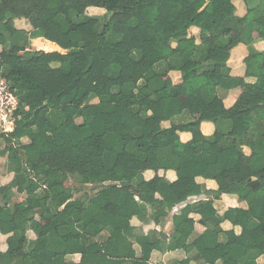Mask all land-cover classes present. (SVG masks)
I'll return each mask as SVG.
<instances>
[{"label": "trees", "instance_id": "16d2710c", "mask_svg": "<svg viewBox=\"0 0 264 264\" xmlns=\"http://www.w3.org/2000/svg\"><path fill=\"white\" fill-rule=\"evenodd\" d=\"M94 9L104 13H88ZM263 25L264 0H0V74L18 99L12 132H0L11 184L0 191V234L7 236L0 264H69L75 254L79 264H149L153 250H174L179 240L199 264H257L264 256V55L251 45ZM227 30L258 65L254 105L240 94L223 105L246 86L230 74ZM37 38L66 53L34 50ZM172 73L180 81L166 84ZM216 101L220 108L209 111ZM196 107L219 139L202 133L191 116ZM76 120L74 132L64 130ZM152 151L155 173L217 185L207 191L195 182L189 195L205 197L172 216L168 246L130 224L148 220V208H173L145 183ZM124 193L136 207L124 203ZM222 195L246 208L219 215L213 202ZM176 199L187 196L177 191ZM43 220L51 224L45 235ZM223 221L240 234L223 231ZM196 223L215 236L191 243Z\"/></svg>", "mask_w": 264, "mask_h": 264}, {"label": "crops", "instance_id": "0c3cea01", "mask_svg": "<svg viewBox=\"0 0 264 264\" xmlns=\"http://www.w3.org/2000/svg\"><path fill=\"white\" fill-rule=\"evenodd\" d=\"M221 1V0H217ZM238 13L241 18L244 17L245 12L242 8V6L238 5ZM22 27L26 28V25L22 24ZM192 32L196 33L198 30L196 28L192 29ZM209 42L211 45L214 44L215 37L214 35L207 33L206 34ZM226 36L230 38V43L226 50L229 52V59H228V67L230 69V74L236 78L241 79L244 81L246 86L240 88L238 91L235 92H229L223 99V105L226 108L231 107L234 102L236 101L237 95H242L244 102L248 105H254L258 102V95L256 91L251 87L255 83H259L261 80L259 79V69L258 65L254 59L249 54V51L246 46L242 45L239 42V34L235 31L227 30ZM252 38L254 39V42L252 43L251 47L255 52H258L260 54L264 55V25L260 26L258 29L252 32ZM39 46L40 48H43L41 50L45 52H52L55 50H60L57 46L54 44L42 39L37 38L33 39L31 41V46ZM55 46V47H54ZM62 51V50H61ZM168 84H175L180 81L179 74L172 73L169 75L168 78ZM237 94V95H236ZM220 108V103L218 101L214 102L208 107V110L211 112H215ZM191 116L200 122L201 131L206 136H212L214 135L217 139H219L218 134L214 133V127L210 122L206 121V111L201 107H196L191 111ZM189 140V136L187 134H180V141L187 142ZM246 154H248V151L245 150ZM148 164H146L147 170L143 174L145 183L149 189H155L157 192V197L165 200L167 202H170L173 204V208L171 212L164 211L161 212V214H157L155 209L148 208L149 213V219L145 222L140 221L137 218H133L130 221L131 226L135 229V234H143L146 235L149 232H156L159 235L162 236V239H166L167 246L169 245L170 240V232H171V225H172V216L176 214L179 210H181L183 207L186 206L187 203H192L197 199H204L205 196H199L194 197L190 196L189 194L194 190L195 182L198 184H201L205 187L207 191H216L217 185L213 181L209 180H195L193 179H181L178 180L175 176V174L171 171L164 172L162 170L158 171L157 173L154 172V168L156 167L155 161H154V152L152 151L150 158L148 159ZM1 176L2 179H6L5 183L0 182V191L4 194H6L8 191L11 190V184H10V176L6 174L4 176ZM160 178H163L166 180V183L168 184H162L160 183ZM70 180V179H67ZM72 182V181H71ZM66 183V182H65ZM67 187V186H65ZM180 191L185 196H187V200L185 203H178L176 199V192ZM82 194V193H80ZM79 195V194H78ZM77 196V195H76ZM122 200L124 203L130 207L134 208L137 206L138 202L137 199L130 195L129 193H124L122 195ZM213 207L217 211L219 215H222L226 210L228 209H234V208H240L245 209L246 205L238 203L234 198L222 195L219 198H216L213 202ZM191 218H195L194 214L190 216ZM221 228L223 231H234L235 234H240V228L234 227L229 223L228 221H223L221 223ZM51 230V224L47 220L41 221V234L45 235ZM32 234V233H31ZM163 234L166 236L163 238ZM203 236V237H213L215 236V233L213 231H207L206 228L202 227L199 224H195L194 232L191 237V243L194 241L196 237ZM112 237L116 239L122 238V233L120 231H116L113 233ZM6 238L7 236H4L0 234V252H5L7 249L6 245ZM35 236L32 234L31 239H34ZM185 242L182 240H179L176 242L175 249L171 251L161 252L159 250H153L150 255L149 264H179L181 261L188 260L189 262L187 264H199V262L196 261L195 256V250H186L184 247ZM133 250L138 257L140 255V247L138 244L133 243ZM80 255L75 254L72 256L67 257V261L69 264H79L80 262ZM257 264H264V256H261L257 259Z\"/></svg>", "mask_w": 264, "mask_h": 264}, {"label": "built area", "instance_id": "2783aa9c", "mask_svg": "<svg viewBox=\"0 0 264 264\" xmlns=\"http://www.w3.org/2000/svg\"><path fill=\"white\" fill-rule=\"evenodd\" d=\"M18 99L0 74V132L10 133L14 127V113Z\"/></svg>", "mask_w": 264, "mask_h": 264}, {"label": "rangeland", "instance_id": "374dc122", "mask_svg": "<svg viewBox=\"0 0 264 264\" xmlns=\"http://www.w3.org/2000/svg\"><path fill=\"white\" fill-rule=\"evenodd\" d=\"M88 13L91 14V15H102L104 13V11L103 10H96V9H94V10H89ZM32 48L34 50H37V51L43 49V48H40L39 46H35V45ZM55 51H57V50H55ZM58 51L60 53H66L65 51H61V50H58ZM164 82L166 84L169 83L166 78H164ZM77 121L78 120L71 121V122H68L67 124H65L64 127H63L64 130H66L67 132H74L76 130V123H77ZM42 129L45 130V129H47V127L45 128V126H44V128H42ZM23 142L24 143H27V140H23ZM0 146L1 147L3 146L2 141H0ZM5 175H6L5 160L2 159V160H0V182H1V184L6 182V179H2L1 178V176H3V178H5L4 177ZM71 184H72L71 180H67L66 183H65V186L71 187ZM20 200H22V197H20V198L17 199V201H20ZM31 236H32L31 232H28V237L30 238Z\"/></svg>", "mask_w": 264, "mask_h": 264}, {"label": "water", "instance_id": "95a60500", "mask_svg": "<svg viewBox=\"0 0 264 264\" xmlns=\"http://www.w3.org/2000/svg\"><path fill=\"white\" fill-rule=\"evenodd\" d=\"M166 235L165 234H163V238L165 237Z\"/></svg>", "mask_w": 264, "mask_h": 264}]
</instances>
